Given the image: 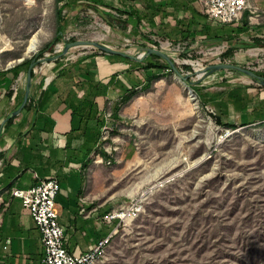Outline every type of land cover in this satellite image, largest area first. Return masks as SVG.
I'll use <instances>...</instances> for the list:
<instances>
[{
	"label": "rangeland",
	"instance_id": "374dc122",
	"mask_svg": "<svg viewBox=\"0 0 264 264\" xmlns=\"http://www.w3.org/2000/svg\"><path fill=\"white\" fill-rule=\"evenodd\" d=\"M116 7L110 0L57 6L55 0H0V70L20 66L24 84L34 56L42 54L34 61L33 80L74 41L98 42L133 57L140 48L160 49L144 25L137 24L136 32ZM32 38L36 48L27 51ZM85 53L111 57L78 46L53 61H74ZM251 53L240 67L264 75V52ZM168 55L184 75L217 63L213 56ZM147 59L157 66L147 71L151 84L144 90L147 75L137 63ZM131 61L139 86L121 101L118 118L105 110L112 131L101 139L89 176L93 201L103 210L140 207L95 264H264V124L224 127L194 90L190 99L164 60ZM210 83L204 76L196 85L209 89Z\"/></svg>",
	"mask_w": 264,
	"mask_h": 264
},
{
	"label": "crops",
	"instance_id": "0c3cea01",
	"mask_svg": "<svg viewBox=\"0 0 264 264\" xmlns=\"http://www.w3.org/2000/svg\"><path fill=\"white\" fill-rule=\"evenodd\" d=\"M111 3L126 13L132 29L144 25L142 31L167 54L213 56L214 62L240 67L251 51L264 52V0H247L246 11L233 24L207 17L197 0ZM227 51L232 54L225 57ZM131 60L85 53L74 61L49 62L32 79L30 102L16 116L12 114L22 102L25 83L19 80L20 69L0 70V264H44L40 232L10 192L46 178L59 184L56 208L67 251L84 253L107 236L110 228L100 219L107 211L93 201L89 174L96 167L92 159L98 156L102 129L112 131L121 101L127 102L139 86ZM225 71L206 76L212 82L209 89L193 82L199 102L224 127L263 125L264 87L252 79L251 85L235 70ZM106 109L111 122L103 119Z\"/></svg>",
	"mask_w": 264,
	"mask_h": 264
},
{
	"label": "built area",
	"instance_id": "2783aa9c",
	"mask_svg": "<svg viewBox=\"0 0 264 264\" xmlns=\"http://www.w3.org/2000/svg\"><path fill=\"white\" fill-rule=\"evenodd\" d=\"M203 13L222 24H233L247 9V0H197ZM102 137L109 133V128L102 129ZM105 136V137H104ZM59 184L56 178L41 180L36 186L29 189L14 188L10 194L18 199L21 205L28 210L34 224L41 235V244L44 248V264H95L104 255L112 238L117 235L121 227L136 215L140 207L132 204L130 207L112 209L100 219L110 230L104 238L90 250L69 252L65 247L63 227L59 223L56 208V197Z\"/></svg>",
	"mask_w": 264,
	"mask_h": 264
},
{
	"label": "water",
	"instance_id": "95a60500",
	"mask_svg": "<svg viewBox=\"0 0 264 264\" xmlns=\"http://www.w3.org/2000/svg\"><path fill=\"white\" fill-rule=\"evenodd\" d=\"M78 46H90L94 47L96 50H98L100 53H104L107 55H113V56H118V57H123V58H131L135 60H140L142 61L146 57L150 55H154L156 57H159L160 59L164 60V62L168 65L169 69L173 72L174 76L177 77L182 83L185 84V87L187 89V92L189 96H191L193 99L195 98L194 95L192 94V89L190 88L189 84L187 83V80L192 78L193 76L197 77V80H200L204 78V76H207L213 72L219 71V70H235L239 73H242L249 77L250 79L256 81L259 85L264 87V77L259 76L255 72L245 69L242 67H238L232 64L228 63H215V64H209L205 67H202L201 69H195L192 74H182V72L179 70V68L176 66V62L164 51L160 49H156L154 47H144L140 48L141 54L139 57H133L129 55L128 53H124L115 49L110 48L109 46H106L104 44H100L98 42H93V41H74L71 43H67L64 45L61 53L54 55L52 58H49L48 60H55L58 57L62 56L64 53L68 51V49L72 47H78ZM45 60V59H44ZM35 62L33 61L26 72V78H25V89H24V94H23V99L19 107L13 112L12 116L18 115L28 102L29 94H30V89L32 86V69L34 68ZM193 83V81H191Z\"/></svg>",
	"mask_w": 264,
	"mask_h": 264
},
{
	"label": "trees",
	"instance_id": "16d2710c",
	"mask_svg": "<svg viewBox=\"0 0 264 264\" xmlns=\"http://www.w3.org/2000/svg\"><path fill=\"white\" fill-rule=\"evenodd\" d=\"M63 1H65V0H55V4H56V6H57L59 3L63 2ZM119 14H120V15H123V14H126V13H122V12H120ZM57 15L60 16V11H57ZM122 22L125 23L126 21H122ZM58 39H59V36L56 37V38L52 41V43H54V42L57 43V42H58ZM50 44H51V43H49L48 46H49ZM231 54H232V51H227V53L225 54V57H228V56L231 55ZM41 56H42V54L40 53V54L34 56V57H33V60L36 61V60L39 59ZM152 56H154V55H150V57H152ZM154 57H155V56H154ZM125 60H127V59H125ZM27 63H28V61L24 60V61L22 62V66L26 65ZM156 66H157L156 64L152 63L150 60L147 59V61H146L145 63H141V64H139V67H138V68H140V69H142V70H144V71H149L150 69L155 68ZM18 67H20V66H18ZM18 67H17L16 69H19ZM160 67H162V66L160 65ZM164 68H165V69H169L168 66H166V67H164ZM186 68H187V67H186ZM33 77H34V75H33V73H32V78H33ZM150 79H151V77H149V74H148V76H147V80H145L144 84L142 85V89L145 90V89H147V88L150 87V84H151V80H150ZM187 83L189 84V86H190V88H191L193 83H191L190 80H187ZM192 90H193V88H192ZM129 98H130V96L126 97L125 101H127ZM29 102H30V100H28V104H29ZM24 108H26V106H25ZM7 124H9V121L6 123V125H7ZM228 128L234 129L235 127H233V126H228ZM104 157H106V155H104Z\"/></svg>",
	"mask_w": 264,
	"mask_h": 264
},
{
	"label": "bare ground",
	"instance_id": "6f19581e",
	"mask_svg": "<svg viewBox=\"0 0 264 264\" xmlns=\"http://www.w3.org/2000/svg\"><path fill=\"white\" fill-rule=\"evenodd\" d=\"M82 47H85V46H82ZM35 48H36V41H35V39L34 38H32L31 40H30V42H29V46H28V48H27V51H33V50H35ZM32 71H35L34 70V68L32 69ZM242 74V73H241ZM242 75H244V74H242ZM176 78V80H177V82L180 84V85H182L183 87H185V84L184 83H182L177 77H175ZM186 88V87H185ZM192 97L190 96V99H191ZM131 219V218H130ZM129 219V220H130Z\"/></svg>",
	"mask_w": 264,
	"mask_h": 264
}]
</instances>
